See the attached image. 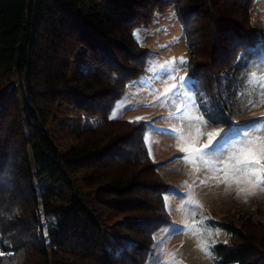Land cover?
Here are the masks:
<instances>
[{"label": "trees", "instance_id": "trees-1", "mask_svg": "<svg viewBox=\"0 0 264 264\" xmlns=\"http://www.w3.org/2000/svg\"><path fill=\"white\" fill-rule=\"evenodd\" d=\"M253 2L0 0V264H145L171 221L169 186L146 122L107 117L145 68L133 28L173 3L196 99L225 116L239 54L264 42ZM14 77L23 83L8 86ZM61 115L74 134L65 149L48 126ZM229 232L219 264H264V219Z\"/></svg>", "mask_w": 264, "mask_h": 264}, {"label": "rangeland", "instance_id": "rangeland-1", "mask_svg": "<svg viewBox=\"0 0 264 264\" xmlns=\"http://www.w3.org/2000/svg\"><path fill=\"white\" fill-rule=\"evenodd\" d=\"M250 12L252 23L264 33V0H254ZM136 29L142 30L143 40L139 44L148 49L145 68L139 77L127 84L107 117L139 118L146 122L144 141L148 154L157 162L158 171L169 186L164 202L171 221L154 231L145 264H219L214 247L229 239V226L241 225L249 215L264 219V185L258 187L239 181L231 174L225 177L222 171L235 163V160L228 161L230 155H239L233 149L235 141L243 132L254 131L249 122L264 117V103L246 106L247 101H255L259 95L258 81L264 72V42L239 54L228 84L229 112L222 116L217 106H200L187 75V64L180 65L171 75H165L159 68L173 58H188L184 29L178 22L174 4L156 10L150 23L136 26L133 31ZM253 72L255 77L251 75ZM178 76L187 79L181 81L176 79ZM22 83L21 77L7 82L8 86ZM205 109L215 112L218 122L200 125L198 134L196 122L189 117ZM113 112L116 118H110ZM70 123L71 119L61 115L48 125L61 149L73 141ZM91 123L94 127L97 125L95 120ZM211 132H221L225 139L210 156H205L208 163L193 162L191 158L185 160L188 153L180 148L201 147L207 143ZM252 147L259 152L264 144ZM204 152L207 153V149ZM189 193L199 206L187 202ZM193 224L197 227L189 230L187 225ZM201 229H211L213 235L209 237L207 231L201 235ZM216 229L221 232L218 236L214 234ZM205 242L212 246L211 258L201 250Z\"/></svg>", "mask_w": 264, "mask_h": 264}, {"label": "snow or ice", "instance_id": "snow-or-ice-1", "mask_svg": "<svg viewBox=\"0 0 264 264\" xmlns=\"http://www.w3.org/2000/svg\"><path fill=\"white\" fill-rule=\"evenodd\" d=\"M141 31V29H136L133 31V38L137 41V43H142L143 37L140 35ZM237 43H239V40H237ZM187 63L188 61L184 57H180L179 60L173 58L172 60L165 61L163 64H160L159 68L164 71L165 75H171V73L177 72L179 70L180 65H186ZM251 75L255 77L256 73L253 72L251 73ZM176 79L184 81L187 78L178 76L176 77ZM258 84L259 95L257 99L255 101H247L246 106L250 107L256 106L260 103H264V72L261 73ZM168 91L170 92L172 90L169 89ZM110 118H116V113L113 112ZM189 118L196 122L198 134L200 125L215 124L218 122L216 113L211 112L207 109L201 111L199 115L190 116ZM138 120L139 118L137 119V121L130 122L136 123L138 122ZM249 125L252 129H254V131L243 132L240 138L235 141V143L233 144V149L235 153H238L239 155H230L228 157V161L235 160V163L229 164L228 167H225L224 169H222V171L225 173V177L231 174L232 176L237 177L239 181H246L249 184H255L259 187L261 185H264V148H261L259 152H256L252 146L257 144H264V117L260 118L259 120L250 121ZM217 137H219V139H217ZM224 139L225 135L221 132H211L208 133L207 143L203 144L201 147L180 148V150L188 153V156L184 157L185 160L191 158L193 162L198 160L204 164H207L208 160L205 159V156H210L213 153L214 149H216L217 145L220 144V141ZM205 149H207V153L204 152ZM217 158L219 159V157ZM221 162L227 163V161L223 160ZM240 191H244V189H240ZM165 199H167V197H165ZM187 202L199 206L197 201L192 200L190 193L188 194ZM187 227L189 230H191L192 228H196L197 225H187ZM204 231L208 232L209 237L213 235L211 229H201L200 234L202 235ZM214 234L217 236L220 235V229H216ZM211 247V245L205 242L201 249L202 251H205V254L210 258L212 257ZM0 255H3V253L0 252ZM166 264H168V262H166ZM175 264H180V262H175Z\"/></svg>", "mask_w": 264, "mask_h": 264}]
</instances>
